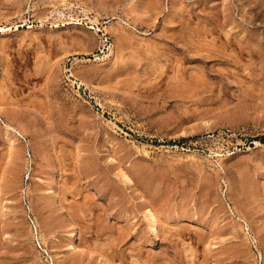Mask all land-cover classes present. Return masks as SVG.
<instances>
[{
    "label": "rangeland",
    "instance_id": "rangeland-1",
    "mask_svg": "<svg viewBox=\"0 0 264 264\" xmlns=\"http://www.w3.org/2000/svg\"><path fill=\"white\" fill-rule=\"evenodd\" d=\"M0 264H264V0H0Z\"/></svg>",
    "mask_w": 264,
    "mask_h": 264
},
{
    "label": "bare ground",
    "instance_id": "bare-ground-1",
    "mask_svg": "<svg viewBox=\"0 0 264 264\" xmlns=\"http://www.w3.org/2000/svg\"><path fill=\"white\" fill-rule=\"evenodd\" d=\"M4 31V30H3ZM123 173H121L122 175ZM126 175V174H125ZM125 175L122 177L124 178ZM128 179V178H126ZM58 195V193L56 194ZM55 195V199H56V196ZM59 197V196H58ZM150 211V210H149ZM148 211V212H149ZM150 225H149V233L153 236H157L159 234V230H160V220L156 217V215H154L152 213V211L150 212ZM78 234H77V231H73L70 235H69V242L71 243V245L73 244V246H75L77 244V239H78ZM57 240V239H56ZM76 248V247H75ZM74 249V248H72Z\"/></svg>",
    "mask_w": 264,
    "mask_h": 264
}]
</instances>
